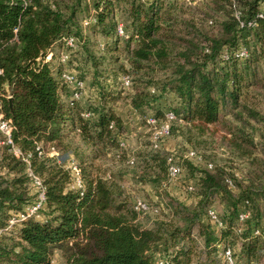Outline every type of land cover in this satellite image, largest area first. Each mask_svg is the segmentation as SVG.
Masks as SVG:
<instances>
[{"label":"trees","instance_id":"1","mask_svg":"<svg viewBox=\"0 0 264 264\" xmlns=\"http://www.w3.org/2000/svg\"><path fill=\"white\" fill-rule=\"evenodd\" d=\"M235 3L247 21L264 0ZM116 14L129 21L121 49ZM90 15L95 22L86 27L106 38L99 42L105 55L91 52L78 29ZM67 35L79 38L81 62L92 69V85H100L95 103L72 99L61 78L63 65L43 60ZM242 46L246 57L238 56ZM223 50L228 51L227 59ZM120 53L129 69L120 64ZM262 61L264 18L256 19L253 27H240L232 0H0V101L14 126L13 142L31 154L30 166L46 188L39 217L20 219L35 195L26 166L7 146L0 148V264H50L54 251L60 252L64 264H157L156 254L168 251L166 264H195L200 254L193 230L202 243L203 264H225L218 252L237 242L234 264H264V239L255 233H264V186L255 180L236 183L234 193L225 182V170H207L199 177L194 206L169 198L168 213L144 225L115 174L96 163L108 150L124 157L117 151L123 148L118 136L124 125L109 103L121 87L105 82L108 75L115 81L125 71L132 82L130 106L144 120L147 111L158 120L171 111L174 121L185 126L188 140L192 130L216 135L244 158L261 147L264 167V110L256 104L257 90L264 88ZM77 77L84 81L82 75ZM6 93L11 95L10 107ZM86 110L91 117L84 116ZM75 137L88 146L87 152L74 147ZM39 143L52 144L60 156L72 151L84 187L70 188L66 160L37 155ZM143 160L140 181H161L166 156L153 152ZM214 199L222 210L217 214L219 228L210 225L207 216ZM242 210L250 215L240 224ZM12 218L18 221L7 235Z\"/></svg>","mask_w":264,"mask_h":264},{"label":"rangeland","instance_id":"2","mask_svg":"<svg viewBox=\"0 0 264 264\" xmlns=\"http://www.w3.org/2000/svg\"><path fill=\"white\" fill-rule=\"evenodd\" d=\"M90 11H92L91 7ZM115 22H121L124 27H129V21L119 14H116ZM87 27L83 26L82 22L78 25L79 31L87 38L86 43L89 46V50L95 55H105V52L100 49L102 47L99 46V42H103L106 38H103L101 33L92 34ZM123 40L124 38H121V41L119 42L120 49L123 47ZM131 44L133 45V43ZM57 50L58 49L56 48V53ZM80 50L81 48H78L71 53L70 59L72 60L67 63L66 68L73 70L75 73L84 77V90L86 92L84 102L86 104H91L95 103L99 98L98 88L100 85H92V69H87L81 62L82 52H80ZM120 54V64H123L126 69H129V63L125 59V56L123 53ZM53 63H55V65L58 64L57 58L54 59ZM261 69L264 73L263 61L261 62ZM124 75L128 76L131 81L130 74L124 71L117 75L115 81L111 78V75H108L109 78L106 80L105 84L113 85L115 89L119 88L121 87L120 78ZM131 88L132 86H129L128 88L121 87L120 93L115 96V99L108 100L110 105L114 108V111L122 118L124 125L123 130L118 137L125 142V146L120 150H117L118 153L121 154V156L124 155V157L118 158L115 150H108L105 151V154L99 158L96 163L101 165L102 169H105L107 172L115 174L116 179L121 186L123 195L129 205H132V202L139 198L144 199L159 208L157 213H148L139 216V220L142 221L144 225L153 222L154 219L164 217V215L168 213L169 210L166 201L169 198L188 207L194 206L198 199L197 184L200 179L199 177L200 174L207 171V169H205L207 163H212L214 170L216 168L225 170V177H230L232 180L234 179L235 182H233V187H231L234 193L238 190L236 183H242L245 185L250 179L255 180L257 184H260V187L264 186V167L262 165L263 158L260 149L261 147L254 150L251 156H246L245 158L240 157L237 156V153L233 151L226 142L216 135L215 137H212L209 134L200 135L197 134L195 130H192L191 139L188 140V133L185 126L176 123V121H171L169 135L163 138L159 148H153L151 146V140L154 127L148 125L144 120V115L135 113L130 106L128 95L131 93ZM257 91L259 101L256 104L264 110V88H260ZM146 114L152 115V112L147 111ZM171 127L175 128L173 132L171 131ZM74 145V147L78 145L79 148L82 150L84 149L86 152L89 150L88 146L84 145L79 137L74 138ZM2 146L3 145H0V148H2ZM189 151H193L195 155L188 157L187 153ZM153 152H158L163 156L174 155L182 167L181 174L176 179L170 180L168 179L166 172L162 171L160 173L161 181L159 182H153L150 179L140 181L138 174L143 169L142 166H140L144 165L142 163V161H144L143 157H148V155ZM250 157L254 160L251 161L249 159ZM70 158L77 161V158L72 151L62 153L60 161ZM130 158L134 160L133 164L127 162V159ZM188 184L194 185L195 190L191 193L185 190V187ZM210 206V208L214 209L218 215L222 213L221 205L217 199H214ZM205 219L207 218L205 217ZM5 230H7V232L4 233L8 235L10 230L7 228H5ZM0 233L3 234L2 230H0ZM191 236L194 237L196 241V250H198V254H200V259L194 260V263L203 264L205 262V255L202 254L203 248L201 240L197 236L195 230L192 231ZM231 248L235 254L239 250V242L232 245ZM50 264H64L59 251H54Z\"/></svg>","mask_w":264,"mask_h":264},{"label":"built area","instance_id":"3","mask_svg":"<svg viewBox=\"0 0 264 264\" xmlns=\"http://www.w3.org/2000/svg\"><path fill=\"white\" fill-rule=\"evenodd\" d=\"M90 1V0H86ZM140 1H146V0H140ZM188 3L191 2V0H186ZM232 7L234 10V16L237 19L239 26L244 27H253L256 25V19H262L264 18V4L260 6V8L257 10L255 16L247 21H244L241 19L240 10L236 6L235 0H232ZM95 22L94 15H90L88 17H85L82 21L83 26H87L91 23ZM13 32L16 34L17 27L13 29ZM115 32L120 38H128L129 32L126 30V27L121 22H117L115 25ZM16 39V36H15ZM79 48V38L73 35H67L63 36L61 38V46L58 48L56 53V48L51 47L47 50L46 54L43 56L44 61H51L57 58L58 63L63 65L62 71H61V78L64 80V82L67 84V86L70 89L71 97L72 99L79 101L81 104H86L85 101V81L79 79L77 77V73H75L73 70H69L66 68L67 63L70 61L71 53ZM223 58H228V51L223 50L222 53ZM238 56L240 57H246L247 56V49L242 46L238 50ZM3 75V69L0 67V76ZM120 84L123 88H128L131 84V81L128 76H122L120 78ZM153 92L154 89H151ZM5 97L7 99H10L11 95L8 93L5 94ZM134 110V109H133ZM136 113V111L134 110ZM85 117H91L92 114L90 111L86 110L84 112ZM175 120V115L171 111H167L165 113V116L162 120L156 119L151 114H147L145 117V122L148 125H151L153 128V134H152V144L151 146L153 148H159L160 143L162 142L163 138L168 136L170 133V123L171 121ZM112 123L110 127H112ZM14 126L11 122V120L4 115L2 104L0 101V145L7 146V150L9 153H11L15 158L19 159L25 166H26V174L29 177L30 186L32 189V193L35 195L32 203L25 209V212L20 213L18 216L20 219L25 218L26 216H35L39 217L41 209L45 205L46 197H45V186L42 182V179L33 171L31 168V154L28 152L23 151L20 147H18L12 140V130ZM119 143L121 147L125 146V142L119 138ZM37 155L39 156H48V157H55L57 158L58 162L60 161V153L59 151L50 143H47L46 145H43L42 143L37 144L36 146ZM195 153L193 151H189L187 153V156H193ZM66 167L69 170L70 177H71V183L70 188L72 189H79L84 187V183L81 179V171L80 167L77 163V161L73 158L67 159L66 161ZM128 163L133 164L134 160L132 158L128 159ZM205 169L208 171L213 169L212 163H207L205 165ZM182 172V167L180 163L177 161V158L174 155H167L166 156V173L168 179H176ZM202 175V174H200ZM225 182L228 184V186L231 188L233 187V182L231 178H225ZM185 190L187 192H193L194 185L188 184L185 187ZM132 208L140 213V214H148V213H156L158 212L159 208L157 206H154L150 204L148 201L144 199H135L132 202ZM250 215V212L248 210H242L240 211L238 215L239 223L241 224L243 221H245ZM17 216V217H18ZM207 216L214 225V227L219 228L222 226V222L219 219L216 211L212 208H209L207 210ZM19 219V218H18ZM18 220L16 218H12L9 220L7 229L13 227V225ZM262 224L264 225V205L262 207ZM239 231L241 228L238 229ZM256 234L262 236L264 239V233L260 234L258 230L255 231ZM232 248L226 247L222 248L218 255L221 256L224 260L225 264H234V255H233ZM156 262L157 264H166L168 262L169 258V251L166 253L156 254Z\"/></svg>","mask_w":264,"mask_h":264},{"label":"water","instance_id":"4","mask_svg":"<svg viewBox=\"0 0 264 264\" xmlns=\"http://www.w3.org/2000/svg\"><path fill=\"white\" fill-rule=\"evenodd\" d=\"M8 105H9V107L11 106V100L10 99H8Z\"/></svg>","mask_w":264,"mask_h":264}]
</instances>
